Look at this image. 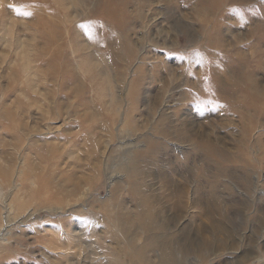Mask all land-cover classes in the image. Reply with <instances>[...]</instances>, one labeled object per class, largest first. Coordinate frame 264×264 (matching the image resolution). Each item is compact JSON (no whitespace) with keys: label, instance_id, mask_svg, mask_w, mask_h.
I'll list each match as a JSON object with an SVG mask.
<instances>
[{"label":"rangeland","instance_id":"obj_1","mask_svg":"<svg viewBox=\"0 0 264 264\" xmlns=\"http://www.w3.org/2000/svg\"><path fill=\"white\" fill-rule=\"evenodd\" d=\"M255 81L264 89V0H0V172L11 171L0 176V226L4 196L12 219L36 214L9 226L0 264H68L93 251L109 264H264ZM139 144L131 192L121 178ZM19 168L45 175L48 200L11 191ZM79 182L89 190L75 201L67 194ZM79 223L82 251L61 230ZM57 237L72 253L49 245Z\"/></svg>","mask_w":264,"mask_h":264},{"label":"bare ground","instance_id":"obj_2","mask_svg":"<svg viewBox=\"0 0 264 264\" xmlns=\"http://www.w3.org/2000/svg\"><path fill=\"white\" fill-rule=\"evenodd\" d=\"M79 16V15H78ZM77 16V17H78ZM75 18V17H74ZM131 51H134L133 49L131 50ZM130 52V51H129ZM239 52V51H238ZM55 53V52H54ZM58 53V52H57ZM49 54V53H48ZM132 54V53H131ZM238 55L240 56V52L238 53ZM53 56V55H52ZM56 56V55H55ZM54 56V57H55ZM52 58V57H51ZM41 59V58H40ZM98 60H100V59H98ZM238 60H239V58H238ZM101 61V60H100ZM50 65H51V63H50ZM49 65V66H50ZM51 67H52V65H51ZM51 70V69H50ZM52 70H53V68H52ZM250 72H248V74H249ZM30 74H32V73H30ZM50 74H51V72H50ZM57 74V73H56ZM55 75V74H54ZM244 75V74H243ZM248 77L250 76V74L249 75H247ZM243 77V76H242ZM247 77V78H248ZM251 77V76H250ZM238 78H240V77H238ZM244 78V77H243ZM255 78V77H254ZM249 79V78H248ZM241 80V79H240ZM244 80V79H243ZM239 81V80H238ZM253 81V80H252ZM244 82H245V80H244ZM243 82V83H244ZM254 82V81H253ZM243 83H241V84H243ZM235 84H237V82L235 83ZM240 84V85H241ZM255 84V87H252V85H254ZM249 85V84H248ZM235 86V85H234ZM238 86V85H237ZM239 87V86H238ZM241 87H244V86H240V88L239 89H241ZM253 88V96L250 98L252 101H257L256 103H258L261 107H264V89H260L259 88V84L255 81V83H252L251 84V86H250V88ZM245 88V87H244ZM133 89H135V88H133ZM243 91L245 90V89H242ZM242 91V92H243ZM246 91V90H245ZM76 92V91H75ZM250 92V91H249ZM248 93V92H247ZM115 98V97H114ZM243 98V97H242ZM112 102V101H111ZM246 102V101H245ZM243 103V102H242ZM117 104V103H116ZM239 104V103H238ZM241 105V104H240ZM239 105V106H240ZM247 105V104H246ZM246 105H244V106H246ZM243 106V107H244ZM248 106V105H247ZM246 106V107H247ZM252 106V105H251ZM251 106H249L250 108H251ZM240 108H241V106H240ZM249 108V109H250ZM263 109V108H262ZM117 111V110H116ZM252 111H253V109H252ZM71 114V113H70ZM93 114V113H92ZM130 113H128V115H129ZM249 115L250 114H248V117H249ZM52 116V115H51ZM113 116H115V114L113 115ZM52 117H56V116H52ZM116 117V116H115ZM121 118H122V116H120ZM131 119H132V116L130 117ZM57 119V118H56ZM125 119H126V122L127 123H129L130 121L128 120V117L126 118L125 117ZM51 120V119H50ZM133 120V119H132ZM109 122H110V118H109V120H108ZM123 122V121H122ZM17 123V122H16ZM19 123V122H18ZM29 123V122H28ZM31 123V122H30ZM24 124V123H23ZM20 125H22V123L20 124ZM31 125V124H30ZM30 125H29V127H30ZM48 125V124H47ZM46 125V126H47ZM23 126H25V128H27L26 127V125L24 124ZM27 126H28V124H27ZM50 126V125H49ZM48 126V127H49ZM42 127H43V125H42ZM42 127H40V129L42 128ZM53 127H55V126H53ZM21 128V127H20ZM25 128H23V129H25ZM122 128H123V125H122ZM29 129V128H28ZM39 129V128H38ZM44 130H42V132H43ZM47 131H49V130H47ZM45 132V131H44ZM127 132V131H126ZM185 138H186V135L184 136ZM184 137H182V138H184ZM18 138V137H17ZM29 138V137H28ZM30 140V139H29ZM28 141V140H27ZM30 141H32V140H30ZM124 143V142H123ZM125 143H126V147L127 148H129V147H131V145H133V144H135V142H134V140H126L125 141ZM141 143V142H140ZM121 144H122V142H121ZM129 147H128V146ZM145 146H147V145H140L139 144V146H137V147H134L135 149H134V151H129V153H128V155L125 157V159H126V164H127V166H126V172L122 175L123 177L121 178L122 179V181H123V183H125V187H126V189L127 190H129V191H131V192H139V189L138 188H140V181H139V179H140V176H141V170H140V167H141V163H140V153L144 150V148H145ZM123 147V146H122ZM110 148V147H109ZM126 149V148H125ZM128 150H131V149H128ZM212 150V149H211ZM213 152V151H212ZM219 153V152H218ZM223 153V152H222ZM221 153V154H222ZM224 155V154H223ZM22 157V156H21ZM20 157V158H21ZM94 157V156H93ZM224 157H225V155H224ZM223 157V158H224ZM24 158V157H23ZM97 159V158H96ZM226 159V158H225ZM93 160H95V158H93ZM22 161V160H21ZM97 161V160H96ZM101 162V161H100ZM92 163H94V162H92ZM134 164V166H132ZM97 165V164H96ZM24 167V166H23ZM97 167V166H96ZM34 169L33 170H35V168L36 167H33ZM2 169V168H1ZM3 169H5V168H3ZM20 169V168H19ZM17 170V172L16 171H14V172H16V174H15V181H13L12 180V183H11V191L13 190V188H15V189H23V191H24V189H25V191L27 190V192H29V193H33L35 196H37V197H39L40 198V201H46V199H47V197H46V199L45 200H41V196L42 195H44L43 193H45L46 194V192H47V190L48 189H46V188H44V186L46 185L45 184V175H38V174H26V175H24L25 176V178H22L21 177V173H23V171H24V169H20V170ZM96 171V170H95ZM2 172V171H1ZM0 172V176L1 177H5L6 175H10V173H11V171L10 170H5V172L4 173H1ZM37 172V171H36ZM35 173V172H34ZM42 174V173H41ZM107 174V173H106ZM108 175V174H107ZM23 176V177H24ZM97 176V175H96ZM111 177H112V175H110ZM98 177V176H97ZM20 178H21V180H20ZM47 178H48V176H47ZM91 178V177H90ZM135 178H138V181L139 182H135L134 180H135ZM52 179V178H51ZM98 179V178H97ZM48 180V179H47ZM70 180V179H69ZM111 180V179H110ZM116 180V179H115ZM19 181H21V182H19ZM53 181V180H52ZM80 181V180H79ZM95 180H93L92 179V181L91 182H94ZM113 181V180H112ZM48 183H49V181H47ZM90 182V181H89ZM47 183V184H48ZM86 183V182H85ZM85 183H83V184H85ZM100 183V182H99ZM35 184H38L37 186H38V188L36 189V187H35ZM18 185H20L19 187H18ZM74 185V184H73ZM87 185V184H86ZM88 185H89V183H88ZM47 186V185H46ZM72 186V185H71ZM81 186H82V184H81V182H79V183H76L75 185H74V187L72 188V190L70 191V193L69 194H67V195H69V196H73L74 197V200L75 201H77V200H79L80 201V199H82V196L87 192V190H89V188L88 187H83V188H81ZM112 186V185H111ZM9 187H10V184H9ZM13 187V188H12ZM35 189H34V188ZM47 187H50V186H47ZM90 187H92V186H90ZM57 188V187H56ZM59 188V187H58ZM80 188L82 189V190H80ZM85 188V189H84ZM50 190H51V188H49ZM110 189V188H109ZM112 190V189H111ZM49 191V190H48ZM62 191V190H61ZM82 191V192H81ZM66 192V191H65ZM91 192V191H90ZM23 193V192H22ZM110 193V192H109ZM51 194V193H50ZM59 194V193H58ZM63 194V193H62ZM47 195V194H46ZM45 196V195H44ZM69 196H67V197H69ZM87 196V195H86ZM110 197H111V193H110V195H109ZM24 197V196H23ZM22 197V198H23ZM50 197V196H49ZM54 196H52V198H53ZM65 197V196H64ZM10 198V197H9ZM43 198V197H42ZM70 198V197H69ZM68 198V199H69ZM37 200H38V198H36ZM67 199V200H68ZM72 199V198H71ZM86 199H87V197H86ZM111 199H113L112 197H111ZM7 200H8V195L7 196H4V197H2V201H3V203H4V205H2V207L4 208V213H3V217H2V221L1 222H3V224L0 226V241H2V240H5L6 239V235H7V233H8V228H9V226H11V224H13V222L15 223H18V224H24L25 222H27V221H29L32 217L33 218H35L36 216V214H35V212L34 211H32L31 212V209H28V210H26L23 214H21V216H19L18 218H16V219H12L13 218V215L15 214V209L13 208L14 206H13V204L12 203H7ZM48 200V199H47ZM84 200V199H83ZM32 201V200H31ZM33 201H35V199L33 200ZM61 200L59 199V202H60ZM70 201V200H69ZM49 202L52 204L53 202H51V198H50V200H49ZM71 202H73V200L71 201ZM89 202V201H88ZM108 202H110V201H108ZM35 203H36V201H35ZM39 204H40V202H38ZM55 203V202H54ZM53 203V204H54ZM58 203V202H57ZM111 203V202H110ZM1 204V203H0ZM70 204V203H69ZM91 204V203H90ZM58 205H59V203H58ZM61 205V204H60ZM88 205V204H87ZM142 204H140V206H141ZM33 206V205H32ZM37 206V205H36ZM46 206V205H45ZM48 206H51V205H47V207ZM76 206V204H74L73 205V207H75ZM84 208H86V206H84V205H82ZM35 207V206H34ZM46 207V208H47ZM52 207L55 209V211L54 212H56V213H60L61 212V209L63 210V208H61V206H54V205H52ZM63 207V206H62ZM28 208V207H27ZM52 208V209H53ZM36 209V208H35ZM51 209V210H52ZM53 209V210H54ZM89 209V208H88ZM38 210V209H37ZM50 210V209H49ZM72 211H77V210H72ZM81 212H82V210H81ZM17 213V212H16ZM22 213V212H21ZM72 214V213H71ZM141 224H143L142 226H144V225H147V222H146V216L144 215V211H143V209H141ZM16 216V215H15ZM32 218V219H33ZM126 216L124 215V214H122V220H126ZM62 221V220H61ZM129 222V223H128ZM61 224V223H60ZM121 224H122V230H123V232H122V236L126 239V240H124V248L126 249L125 251H126V255L127 256H131L132 257V255H134L135 254V250H137L136 248H134V243H132V241H133V238H132V236L134 235V234H132L131 235V232H132V227H133V224H130V221L128 220L127 222H121ZM126 224V225H125ZM44 226H46V225H44ZM48 226V225H47ZM52 226V225H51ZM56 226H58V225H56ZM55 227V226H54ZM58 228V227H57ZM67 229V228H66ZM65 229V227H64V229L62 228L61 230H62V232L63 233H65V235L67 234L68 236V238H70L71 240H76L77 241V247L81 250V249H83L84 250V248L86 247V246H88V242H87V234H89L88 233V231L86 230V228H84V227H82V226H80V223H79V226L78 225H74V226H72L71 227V230H66ZM10 230V229H9ZM45 230H48V227H45ZM56 231H58V230H56ZM59 232V231H58ZM60 236V235H59ZM41 237H45L44 236V234H42L41 233ZM7 240V239H6ZM60 241H61V237H57V240H54V239H50V241H49V245L51 246V247H53L54 249H61V250H63V251H60V252H58V254L59 255H64V256H67V254H70V253H72V252H70L71 250H70V246L67 248L66 246H65V244L63 245V244H61L60 243ZM3 242V241H2ZM178 249V248H177ZM176 249V252H178V250ZM82 251V250H81ZM175 252V253H176ZM46 255H49V254H47V253H45ZM45 254H43L44 256H46ZM92 255L93 256H91L88 260H82L81 259V257H82V253L81 254H79V253H77V254H75L74 256H72L71 258H67V263L68 264H104V263H106V264H109V262L107 261V258H105V257H103V256H107V255H102V256H99V255H97L96 254V251H93L92 252ZM84 256V255H83ZM48 257H50V256H48ZM100 259H102L103 261L102 262H100ZM53 262H52V264H60V262H58V260H52ZM56 261V262H55ZM170 261H172V262H170L171 264H174V262H173V260L172 259H170ZM161 262V263H160ZM50 263H51V260H50ZM159 264H164L163 262H162V257H160V259H159V262H158ZM169 263V264H170ZM119 264H126L125 262H123V261H120L119 262ZM139 264H142V263H139ZM168 264V263H167Z\"/></svg>","mask_w":264,"mask_h":264},{"label":"snow or ice","instance_id":"obj_3","mask_svg":"<svg viewBox=\"0 0 264 264\" xmlns=\"http://www.w3.org/2000/svg\"><path fill=\"white\" fill-rule=\"evenodd\" d=\"M17 11H20L19 9H17ZM24 15H31V13H22Z\"/></svg>","mask_w":264,"mask_h":264}]
</instances>
